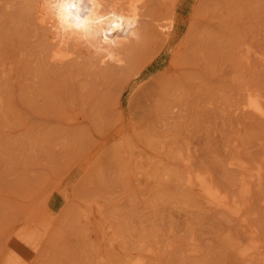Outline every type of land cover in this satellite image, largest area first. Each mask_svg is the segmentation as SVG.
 <instances>
[{"label": "rangeland", "instance_id": "obj_1", "mask_svg": "<svg viewBox=\"0 0 264 264\" xmlns=\"http://www.w3.org/2000/svg\"><path fill=\"white\" fill-rule=\"evenodd\" d=\"M137 1L117 65L0 0V264H264V0Z\"/></svg>", "mask_w": 264, "mask_h": 264}, {"label": "bare ground", "instance_id": "obj_2", "mask_svg": "<svg viewBox=\"0 0 264 264\" xmlns=\"http://www.w3.org/2000/svg\"><path fill=\"white\" fill-rule=\"evenodd\" d=\"M32 2L37 26L46 32V37L51 44L50 57L55 61L64 62L73 56L77 48H85L87 52H94V54L100 55L98 57L99 59L101 58L100 60L103 63L108 60V63L110 61L117 65H123L125 57H128V53H131L135 41L138 40L140 1L32 0ZM27 13L30 14L31 10H28ZM31 15L33 16V14ZM130 57L129 59H131ZM127 64L129 65V63ZM105 65H107L106 62ZM260 100L257 96L250 97L247 100L246 108L258 116H264V107ZM190 178L189 184L198 188V190L196 188L198 194L208 204L230 210L234 214L239 213V208H232L209 179L200 176H196L195 179ZM255 247L254 245L253 247L251 246L254 249ZM256 249L253 252H256ZM258 253L260 254V252ZM132 264H143V262L137 259Z\"/></svg>", "mask_w": 264, "mask_h": 264}]
</instances>
